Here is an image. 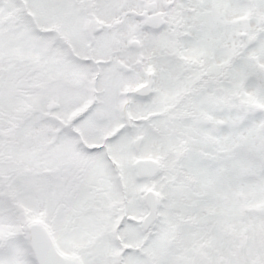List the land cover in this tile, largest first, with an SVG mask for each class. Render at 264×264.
I'll return each mask as SVG.
<instances>
[{"label": "snow or ice", "instance_id": "1", "mask_svg": "<svg viewBox=\"0 0 264 264\" xmlns=\"http://www.w3.org/2000/svg\"><path fill=\"white\" fill-rule=\"evenodd\" d=\"M0 264H264V0H0Z\"/></svg>", "mask_w": 264, "mask_h": 264}]
</instances>
